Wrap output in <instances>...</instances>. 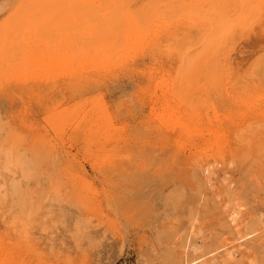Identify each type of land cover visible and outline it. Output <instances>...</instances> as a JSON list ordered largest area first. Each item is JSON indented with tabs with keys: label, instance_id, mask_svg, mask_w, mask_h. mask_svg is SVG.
<instances>
[{
	"label": "bare ground",
	"instance_id": "6f19581e",
	"mask_svg": "<svg viewBox=\"0 0 264 264\" xmlns=\"http://www.w3.org/2000/svg\"><path fill=\"white\" fill-rule=\"evenodd\" d=\"M0 16L6 17L0 24V76L9 72L12 82L26 81L39 95L38 87L44 83L56 85L59 92L70 88L75 94L100 85L116 69L137 73L138 60L149 57L157 67L147 73L150 120L177 142L186 140L197 147L191 160L198 161L193 168L206 185L214 187L218 172L229 176L231 167L247 160L264 163V85L257 77L264 67V0H0ZM78 28L71 42V33L62 40L58 36ZM249 79L252 102L250 91L241 92ZM217 100L231 101L239 113L218 115ZM64 115L49 119L58 136L63 133L61 123L79 119L83 133L100 135L104 146L112 141L116 147L132 143L124 134L126 128H119L107 111ZM145 128L151 130L149 125ZM23 160L15 149L0 150L1 201L17 196ZM260 171L264 176V165ZM193 177L199 182L196 173ZM77 185L86 191L73 186L72 196L81 197L91 211L94 208L90 216L100 222L101 193L89 183ZM104 196L109 198L110 193L104 190ZM215 196L223 197L220 191ZM228 206L224 201L216 204L226 209L224 221L232 235L228 243L202 254L188 236L178 264L245 263L248 245L264 240V228L243 233L242 207ZM32 209L28 203L24 212L30 222L38 218ZM22 224L23 218L14 217L8 227ZM24 249L26 260L33 257L28 247ZM36 257L43 259L41 254Z\"/></svg>",
	"mask_w": 264,
	"mask_h": 264
},
{
	"label": "rangeland",
	"instance_id": "374dc122",
	"mask_svg": "<svg viewBox=\"0 0 264 264\" xmlns=\"http://www.w3.org/2000/svg\"><path fill=\"white\" fill-rule=\"evenodd\" d=\"M5 19L0 16V24ZM78 30L58 36L62 40L66 32L71 33V42ZM152 63L149 57L140 58L137 73L116 69L100 85L75 94H70V88L59 92L56 85L44 83L38 87L39 95L37 90L30 91V83L12 82L9 72L1 73L0 150L15 149L24 160L17 196L0 200V264H178L188 236L202 248V254L232 238L224 221L226 209L216 208L222 201L230 209L242 207L243 233L264 228V176L258 173L264 163L247 160L231 167L229 176L218 172L214 187L206 185L193 168L198 161L191 160L197 147L186 140L177 142L150 120L147 73L157 68ZM257 77L264 85V67ZM252 82L249 79L241 87L242 93L250 91L249 102ZM12 97L16 99L9 101ZM216 104L222 117L230 110L239 113L231 101L217 100ZM101 111L113 115L119 128H126L124 134L132 143L116 147L112 141L104 146L100 135L83 133L79 119L61 123L63 133L58 136L49 120L61 113L71 117L72 113ZM147 125L151 130L145 131ZM76 182L89 183L101 193L100 222L90 216L94 208L91 211L81 197L72 196L73 186L86 191ZM229 182L231 187H227ZM219 191L222 198L215 196ZM28 203L38 217L27 215L33 222L25 218ZM14 217L25 220L17 230L8 227ZM26 247L33 254L27 260ZM248 248L244 264H264V240Z\"/></svg>",
	"mask_w": 264,
	"mask_h": 264
}]
</instances>
